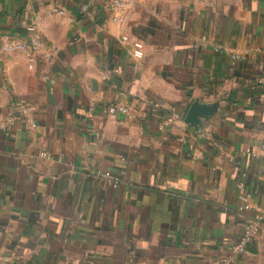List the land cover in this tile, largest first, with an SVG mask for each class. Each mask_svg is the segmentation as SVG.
<instances>
[{
  "label": "crops",
  "instance_id": "0c3cea01",
  "mask_svg": "<svg viewBox=\"0 0 264 264\" xmlns=\"http://www.w3.org/2000/svg\"><path fill=\"white\" fill-rule=\"evenodd\" d=\"M110 2L0 0V264H264V0Z\"/></svg>",
  "mask_w": 264,
  "mask_h": 264
},
{
  "label": "built area",
  "instance_id": "2783aa9c",
  "mask_svg": "<svg viewBox=\"0 0 264 264\" xmlns=\"http://www.w3.org/2000/svg\"><path fill=\"white\" fill-rule=\"evenodd\" d=\"M110 7L115 12V15L113 16V20L122 21L123 17L120 14V12L124 7L123 0H111ZM59 12H62V10H59ZM28 29L31 32V36L28 40L15 38L11 36H3L2 49L5 52L22 50L27 54L29 62L33 63L41 59L40 57L46 58L47 55L44 54L41 56L39 54V49L42 42V34L38 26L36 24L30 25L28 26ZM123 39H126V36H123ZM129 52L133 57L141 58L144 53L143 43L140 40H134L132 42ZM118 110L122 112H128L129 108L128 106L125 105H117L115 107L110 108V112H115ZM27 113H28V106H23L21 114L25 116ZM7 121L10 124H13L16 121V119L14 116H10L7 118ZM263 148H264V140H263ZM105 175H109V172H105ZM257 232H258V226L256 222H254L253 220L247 221L244 231L242 232L240 241L235 248L239 251H243L245 249L246 242L252 239L257 234Z\"/></svg>",
  "mask_w": 264,
  "mask_h": 264
},
{
  "label": "water",
  "instance_id": "95a60500",
  "mask_svg": "<svg viewBox=\"0 0 264 264\" xmlns=\"http://www.w3.org/2000/svg\"><path fill=\"white\" fill-rule=\"evenodd\" d=\"M188 117H191V116H190V113L188 114Z\"/></svg>",
  "mask_w": 264,
  "mask_h": 264
}]
</instances>
